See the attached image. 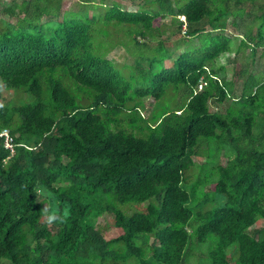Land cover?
Here are the masks:
<instances>
[{
	"label": "trees",
	"instance_id": "obj_1",
	"mask_svg": "<svg viewBox=\"0 0 264 264\" xmlns=\"http://www.w3.org/2000/svg\"><path fill=\"white\" fill-rule=\"evenodd\" d=\"M79 1L103 12L11 0L4 10L20 16L0 19L1 85L27 94L0 98V131L14 142L11 153L0 136V264H186L188 245L208 240V260L192 264H264V224L254 226L264 222V79L240 69L237 94L215 63L233 45L248 46L251 59L264 54V0H137L135 9ZM245 13L255 30L239 38ZM166 15L182 40L198 36L200 45L169 50L171 66L130 51L147 57L142 81L95 51L102 19L136 25V44L161 49L155 21ZM170 89L185 100L141 115L143 96L158 101ZM196 158L216 164L189 187ZM128 202L145 205L127 213L119 204ZM44 207L66 219L48 225ZM104 213L112 219L103 225Z\"/></svg>",
	"mask_w": 264,
	"mask_h": 264
},
{
	"label": "rangeland",
	"instance_id": "obj_2",
	"mask_svg": "<svg viewBox=\"0 0 264 264\" xmlns=\"http://www.w3.org/2000/svg\"><path fill=\"white\" fill-rule=\"evenodd\" d=\"M19 2V0H15ZM107 3L110 2H116L121 7L126 9H135L137 5L135 4L137 0H105ZM134 1V2H131ZM258 2H262L263 0H257ZM36 3V2H34ZM11 4V0H0V19H8L10 21H15L18 16H20L17 13L12 12L13 14L8 13L4 10V8L8 7ZM36 6V5H35ZM61 8L63 10L70 9V10H77V11H87L88 14L92 15L97 12H103V10L98 9H91L88 2H81L79 0H62ZM179 19H184L183 16H180ZM255 23V24H254ZM252 24V25H251ZM1 25V21H0ZM155 25H158V30L155 33L156 37H161L164 39L165 46L161 49L154 50L153 47H150L151 45L140 43L136 44L133 41V36L137 32L139 35H142L138 30L135 31L137 28L136 25L127 24V23H119V22H111V21H104L103 19L101 21H96L93 30L96 31L93 34V42L95 44V51L98 54H103L111 59L113 62L116 63V67H118L122 72H127L129 76L133 77L134 80H141L142 76L138 74V66H144L147 61V57L145 55H140L136 53H132L133 50L140 53H147L148 55L153 56L156 55L157 57L163 58L161 64L163 66H171L173 57L175 56L174 52L176 53L181 48L186 47H196L200 45V39L201 37L194 36L188 39V41L182 40L181 37H183L182 31L176 32V23L171 19L169 15L162 16L158 20L155 21ZM256 21L252 20V15L250 13H245L242 20H241V26H239L238 29H236V32L239 34V38L245 36L246 32L249 30L254 31L255 30ZM186 27V26H185ZM205 27H208V25H205ZM230 28V27H229ZM183 29V27H182ZM134 30V31H132ZM217 30L212 31L211 33H215ZM143 37V36H142ZM205 37V35H204ZM141 39V37H139ZM234 39V38H233ZM238 36L234 39V44H236L238 41ZM152 45L156 44V40H153ZM242 47L237 50L236 46L233 45L232 48L229 51H226L219 55V57L215 60L216 64H224L225 66V76L227 79H233L234 80V91L238 94L241 91L243 78L244 76H239L237 73L240 69H245L246 71H251L252 73H255L257 76V79L263 80L264 79V54L261 55V49L257 48L253 59H251L250 56V48L248 46L241 45ZM129 48V49H128ZM151 50H153L151 54ZM174 52L172 55L170 54V51ZM176 50V51H175ZM132 51V52H130ZM156 52V53H154ZM138 83V82H137ZM204 83V82H203ZM198 88H201V84L198 85ZM174 90L170 89L166 94H164L158 101H155V99L152 96H143L142 99V106L140 108L141 115L147 117L153 110L155 112H159L163 107L167 105L168 108H174L180 105L186 97V94L184 92H172ZM27 94L22 90H12L8 88H4L1 85L0 82V98L3 99H14L16 101L21 99H26ZM227 102H222L220 104L212 103L210 104L211 110H224L225 106L227 105ZM204 146V145H203ZM215 146L216 143L213 142L210 146V152H215ZM212 154V153H211ZM218 159V160H217ZM212 160V158L209 160V163H212V161H216L218 164H224L227 160V156L223 153H220L218 155V158ZM201 161V158H196L195 163H193L190 168L187 170L188 176V182L189 187L191 184L195 183L196 177H203L205 175H208L210 166L212 168H215L213 165H200L199 162ZM216 173V169H215ZM208 190L212 189V185L210 183L207 184ZM39 190H42L39 188ZM202 192L201 190H198L197 193ZM210 196H214V191H208ZM54 194L50 193L46 195V199L48 200L49 204L50 202L54 201ZM208 203L207 205H209ZM145 204H134V203H125V204H119L120 207H122L127 213H131L134 210L143 208ZM101 223L104 225L107 221H111L112 214L104 213L98 218ZM264 222L258 221L254 226L258 227L260 225H263ZM112 231H115L113 228H111ZM214 241H206L201 244H197L195 242H192L188 247L186 248L187 252V261L186 264H192L197 262H203L208 260V253L209 248L212 245ZM134 262L133 259H128V261L125 264ZM4 264H9L8 261H4ZM118 264H123L119 262Z\"/></svg>",
	"mask_w": 264,
	"mask_h": 264
},
{
	"label": "clouds",
	"instance_id": "obj_3",
	"mask_svg": "<svg viewBox=\"0 0 264 264\" xmlns=\"http://www.w3.org/2000/svg\"><path fill=\"white\" fill-rule=\"evenodd\" d=\"M0 108H3V104H0ZM42 190H37V195H43ZM42 212L46 216V223L52 225L54 223H63L66 219L67 212L61 215L56 209H50L49 207H44Z\"/></svg>",
	"mask_w": 264,
	"mask_h": 264
},
{
	"label": "built area",
	"instance_id": "obj_4",
	"mask_svg": "<svg viewBox=\"0 0 264 264\" xmlns=\"http://www.w3.org/2000/svg\"><path fill=\"white\" fill-rule=\"evenodd\" d=\"M183 29H185V23L183 24ZM200 85V84H199ZM0 136H3V144L5 147H7L10 152L12 153L14 151V142L13 137L10 134L9 130L4 128L0 131Z\"/></svg>",
	"mask_w": 264,
	"mask_h": 264
}]
</instances>
